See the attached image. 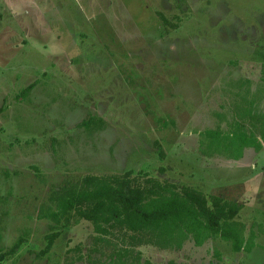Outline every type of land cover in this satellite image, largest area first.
I'll return each instance as SVG.
<instances>
[{
  "label": "rangeland",
  "instance_id": "obj_1",
  "mask_svg": "<svg viewBox=\"0 0 264 264\" xmlns=\"http://www.w3.org/2000/svg\"><path fill=\"white\" fill-rule=\"evenodd\" d=\"M263 71L264 0H0V249L23 240L0 264H264V137L235 159L206 134L264 124ZM127 170L239 203L255 245H143L130 260L80 220L38 255L53 188Z\"/></svg>",
  "mask_w": 264,
  "mask_h": 264
},
{
  "label": "trees",
  "instance_id": "obj_2",
  "mask_svg": "<svg viewBox=\"0 0 264 264\" xmlns=\"http://www.w3.org/2000/svg\"><path fill=\"white\" fill-rule=\"evenodd\" d=\"M33 86L28 85L24 91ZM263 114L261 112L260 120H264ZM91 122L92 118L82 121L81 125L89 126ZM237 132H240L237 140L229 142ZM257 132L264 137V124L259 120L250 134H246L242 124L232 129L230 136H222L218 130L216 135L213 131L206 132L210 136L207 148L212 149L211 153L238 159L245 148H260ZM229 149H234L237 154L231 155ZM49 201L54 204V209L48 208L44 215L53 223L49 226L51 232L45 235L46 244L38 253L41 256L51 249L65 227L80 220L92 224L96 234L94 243H105L111 246L110 252L130 260L131 248L143 245L178 250L186 241L192 240L194 245L200 246L217 237L230 242L235 252H250L255 245L253 232L248 238L242 235L244 224L237 220L241 209L239 203L218 195L207 197L199 189L161 180L145 171L136 175H132V170L84 174L53 188ZM117 240L123 245L117 244ZM22 241L18 239L9 249H0V261L13 254ZM73 249L79 252V259L83 258L80 245ZM96 250L101 252V248ZM133 257L138 260L137 255Z\"/></svg>",
  "mask_w": 264,
  "mask_h": 264
}]
</instances>
